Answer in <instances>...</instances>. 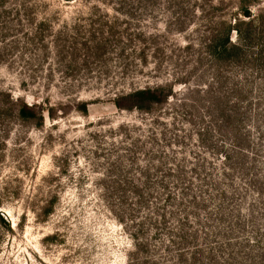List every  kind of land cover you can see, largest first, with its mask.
<instances>
[{
    "label": "rangeland",
    "instance_id": "rangeland-1",
    "mask_svg": "<svg viewBox=\"0 0 264 264\" xmlns=\"http://www.w3.org/2000/svg\"><path fill=\"white\" fill-rule=\"evenodd\" d=\"M263 62L264 0H0V264H264Z\"/></svg>",
    "mask_w": 264,
    "mask_h": 264
},
{
    "label": "trees",
    "instance_id": "trees-1",
    "mask_svg": "<svg viewBox=\"0 0 264 264\" xmlns=\"http://www.w3.org/2000/svg\"><path fill=\"white\" fill-rule=\"evenodd\" d=\"M241 9H242L243 17H248L250 15L249 10L243 8L242 6ZM222 25H223L222 35L216 38V40L214 39V42L212 43L213 58L218 61L226 60V59H234V60L246 59V42L248 39V32L247 29H243V27L247 28L249 22H247L245 19L241 17H234L232 21L231 20L224 21ZM232 31H235V34L237 36V40L235 41H232L230 39V34ZM154 97H155V90H150V89L137 90L129 95V98L136 100V106L138 108H142L141 103L154 100ZM17 102L18 100L15 101V105L17 106L16 113L18 118L22 120L36 119L37 121L38 120L42 121V115L40 113H37L32 105H28L25 102H21V103L20 102L17 103ZM225 159L226 157L224 158V160ZM136 240L138 241L135 244L136 249L137 248L139 249V247L142 248V246H144V243H141V240L139 241V238H136Z\"/></svg>",
    "mask_w": 264,
    "mask_h": 264
}]
</instances>
